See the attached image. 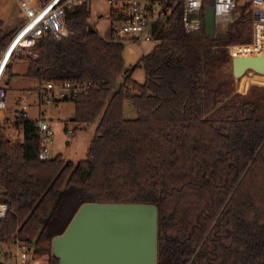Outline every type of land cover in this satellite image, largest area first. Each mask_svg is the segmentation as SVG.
<instances>
[{
    "label": "trees",
    "instance_id": "trees-1",
    "mask_svg": "<svg viewBox=\"0 0 264 264\" xmlns=\"http://www.w3.org/2000/svg\"><path fill=\"white\" fill-rule=\"evenodd\" d=\"M212 4L203 1L202 21ZM181 16L179 4L130 73L122 41L89 30L87 2L65 10L64 35L37 42L25 76L86 85L63 103H73V121L97 126L86 160L74 163L39 159L36 121L19 115L16 141L0 123V196L9 207L0 241L17 234L33 258L58 264L52 240L82 204L142 203L157 207V264H264V87L235 93L221 72L232 66L229 46L251 41L252 11L228 23L225 40L203 25L186 33ZM15 31L0 18V52ZM138 67L143 84L132 78ZM127 100L135 119L124 117Z\"/></svg>",
    "mask_w": 264,
    "mask_h": 264
},
{
    "label": "built area",
    "instance_id": "built-area-1",
    "mask_svg": "<svg viewBox=\"0 0 264 264\" xmlns=\"http://www.w3.org/2000/svg\"><path fill=\"white\" fill-rule=\"evenodd\" d=\"M204 0H107L110 14L114 20L115 28L112 30L116 40L141 39L146 43H156L157 26L167 21L176 6L181 4V21L186 33L199 30L203 21L200 18ZM253 24L251 41L244 44L233 45L228 48L230 57H253L264 51V0H250ZM24 20L16 29L0 55V122L6 120L8 92L3 85V77L12 59H35L37 42L49 35L62 36L65 33V10L87 0H19ZM215 20L230 19L237 8V0H213ZM86 89V85L80 83L63 82L58 84L47 83L36 92L39 106L54 108L65 100L76 97ZM27 93H30L27 92ZM22 102V101H21ZM23 103V102H22ZM25 104V103H24ZM27 106L23 105L18 114L26 117ZM17 114V115H18ZM16 118L15 122H20ZM39 129V159L49 161L54 158L52 152L53 130L44 118L36 121ZM74 129L69 130L72 134ZM9 212L7 204L1 201L0 196V222L4 221ZM16 252L15 264H29L32 250L29 243L21 242L14 238ZM1 255V253H0ZM1 263V261H0ZM2 264V263H1Z\"/></svg>",
    "mask_w": 264,
    "mask_h": 264
},
{
    "label": "rangeland",
    "instance_id": "rangeland-1",
    "mask_svg": "<svg viewBox=\"0 0 264 264\" xmlns=\"http://www.w3.org/2000/svg\"><path fill=\"white\" fill-rule=\"evenodd\" d=\"M87 4L90 10V17L88 19L89 28L96 31L104 40H110L112 30L115 26L111 22L110 7L107 0H87ZM0 9L3 18L7 23H12L15 18L22 17L23 15L20 11L19 0H0ZM250 9V0H237V8L230 19H216V30L225 33L227 25L231 20L247 13ZM122 43L124 45V72L127 73H130L139 59L156 45V43H146L141 39L130 40L128 38L122 40ZM3 51L4 50L0 52V55ZM231 61L232 57H230V62ZM27 64V61L24 59H12L10 63L11 69L6 71L3 77V81L5 78L9 79L7 90L8 109L3 115V118L5 117L6 120L0 122L4 127L5 133L11 141L20 139L19 133L14 128V121L17 115L13 110L16 106L18 110H21V107L25 105L27 106L25 111L26 118L29 120H39L44 118L49 122L54 133L53 143L51 145L54 156L60 155L66 161L74 163L86 160L88 148L95 135L97 122L93 124H78L73 121L72 116H70L74 112V105L72 102L61 103L54 108L40 107L37 101L36 92L38 89H42L44 85L40 86L36 80L25 76ZM221 72L222 78L232 82L235 93L246 94L250 91L253 85L264 87L263 85L252 84L246 91H239V78L237 79L233 77L232 66L230 64H225L221 68ZM244 75L247 74L245 73ZM132 78L138 83L143 84L145 78L143 69L140 67L136 68L132 73ZM121 80L122 78H120L119 82H121ZM29 91L30 93H27ZM136 116L137 114L132 103L129 100L125 101L124 117L131 120L135 119ZM77 126H79V129H77ZM72 129L75 130L72 134H69L68 131ZM14 237H18V235L14 234L13 238L9 241H0L1 255H4V253L8 254H6L7 256H4L5 264H15L16 247L15 243H12ZM29 264H48V256L31 257Z\"/></svg>",
    "mask_w": 264,
    "mask_h": 264
},
{
    "label": "water",
    "instance_id": "water-1",
    "mask_svg": "<svg viewBox=\"0 0 264 264\" xmlns=\"http://www.w3.org/2000/svg\"><path fill=\"white\" fill-rule=\"evenodd\" d=\"M215 21L213 7L205 8V35L225 40L227 34L216 30ZM231 62L234 78L250 69L264 74V51ZM157 218L153 204L84 203L64 232L53 238L52 254L58 264H157Z\"/></svg>",
    "mask_w": 264,
    "mask_h": 264
},
{
    "label": "bare ground",
    "instance_id": "bare-ground-1",
    "mask_svg": "<svg viewBox=\"0 0 264 264\" xmlns=\"http://www.w3.org/2000/svg\"><path fill=\"white\" fill-rule=\"evenodd\" d=\"M245 73L247 75H244ZM245 73L238 79L239 91H246L252 84L264 86V74H257L251 69L247 70Z\"/></svg>",
    "mask_w": 264,
    "mask_h": 264
},
{
    "label": "crops",
    "instance_id": "crops-1",
    "mask_svg": "<svg viewBox=\"0 0 264 264\" xmlns=\"http://www.w3.org/2000/svg\"><path fill=\"white\" fill-rule=\"evenodd\" d=\"M1 10V9H0ZM20 11H21V9H20ZM22 12V11H21ZM22 14V13H21ZM0 18L2 19V21H3V29H4V31H10V30H13V29H17L20 25H21V23L23 22V20H24V15H22V17H17V18H15V20H14V22H12V23H7L6 21H5V19L3 18V15H2V12L0 11ZM9 74V73H8ZM8 84H9V79L8 78H5V80L3 81V85L6 87V89L8 90ZM17 106L15 107V109L13 110L14 111V113L17 115L18 114V112H19V110H18V112H17ZM73 114H74V112H73ZM73 114H71L70 116H72V118H73ZM19 115L20 114H18L17 115V117L16 118H18L19 117ZM28 119V118H27ZM33 121H37V120H33ZM67 127V126H66ZM7 253H4V255H1V258H0V261H1V263L2 264H5V258H4V256H7L6 255Z\"/></svg>",
    "mask_w": 264,
    "mask_h": 264
}]
</instances>
